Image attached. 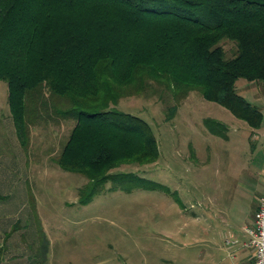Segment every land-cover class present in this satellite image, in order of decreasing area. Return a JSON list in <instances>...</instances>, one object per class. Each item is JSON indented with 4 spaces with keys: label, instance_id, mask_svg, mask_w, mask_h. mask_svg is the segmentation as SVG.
<instances>
[{
    "label": "trees",
    "instance_id": "trees-1",
    "mask_svg": "<svg viewBox=\"0 0 264 264\" xmlns=\"http://www.w3.org/2000/svg\"><path fill=\"white\" fill-rule=\"evenodd\" d=\"M239 79L264 83V0H0V80L22 148L31 124L76 119L57 164L89 178L82 203L117 178L112 169L160 154L151 126L112 105L164 82L258 128L263 114Z\"/></svg>",
    "mask_w": 264,
    "mask_h": 264
},
{
    "label": "rangeland",
    "instance_id": "rangeland-1",
    "mask_svg": "<svg viewBox=\"0 0 264 264\" xmlns=\"http://www.w3.org/2000/svg\"><path fill=\"white\" fill-rule=\"evenodd\" d=\"M221 44L226 57H233L234 42ZM247 82L264 84L239 79L236 90L244 94ZM176 92L164 82L151 81L144 93L112 105L151 126L160 154L150 164L128 161L112 169L117 178L82 203L80 190L87 191L89 178L57 164L78 121L31 124L25 150L12 117L8 84L0 80V203L11 212L9 247L16 245L17 255L24 261L30 256L35 264H188V250L177 247L178 238L184 237H175V230L186 227V215L198 210L196 196L208 188L200 182L227 176L221 137L233 129L226 119L236 116L198 90L181 100ZM198 143L207 148L206 160L195 154ZM228 174L235 178V170ZM151 183L159 188L149 187Z\"/></svg>",
    "mask_w": 264,
    "mask_h": 264
},
{
    "label": "crops",
    "instance_id": "crops-1",
    "mask_svg": "<svg viewBox=\"0 0 264 264\" xmlns=\"http://www.w3.org/2000/svg\"><path fill=\"white\" fill-rule=\"evenodd\" d=\"M244 88V94L238 87L237 90L247 102L258 107L263 119L260 127L253 128L235 116V119L226 117L233 127L221 137L225 142L222 146L227 176L200 182L208 188L199 191L200 197L196 196L198 210L186 215V227L175 230V237L186 238H178L177 247L188 250V264H254L253 253L246 246L250 235L245 228L253 224L258 198L264 194V84L247 82ZM209 133L215 136L212 130ZM194 149L195 154L201 153L199 157L206 160L205 145L198 143ZM231 170H235V178L229 176ZM10 213L0 203L1 264H35L30 256L24 261L17 255L16 248L13 249L16 245H8L7 234L12 229Z\"/></svg>",
    "mask_w": 264,
    "mask_h": 264
},
{
    "label": "built area",
    "instance_id": "built-area-1",
    "mask_svg": "<svg viewBox=\"0 0 264 264\" xmlns=\"http://www.w3.org/2000/svg\"><path fill=\"white\" fill-rule=\"evenodd\" d=\"M255 212L253 224L245 228L250 235L246 246L253 253L254 264H264V194L258 198V208Z\"/></svg>",
    "mask_w": 264,
    "mask_h": 264
}]
</instances>
